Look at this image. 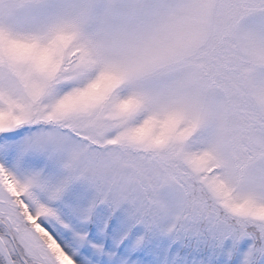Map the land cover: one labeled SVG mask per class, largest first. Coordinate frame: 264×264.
Listing matches in <instances>:
<instances>
[{
  "label": "rangeland",
  "instance_id": "obj_1",
  "mask_svg": "<svg viewBox=\"0 0 264 264\" xmlns=\"http://www.w3.org/2000/svg\"><path fill=\"white\" fill-rule=\"evenodd\" d=\"M13 133L0 201L33 225L77 185L170 224L264 219V0H0Z\"/></svg>",
  "mask_w": 264,
  "mask_h": 264
},
{
  "label": "snow or ice",
  "instance_id": "obj_2",
  "mask_svg": "<svg viewBox=\"0 0 264 264\" xmlns=\"http://www.w3.org/2000/svg\"><path fill=\"white\" fill-rule=\"evenodd\" d=\"M14 155L8 148L0 159L10 163ZM49 208L38 214L29 205L33 225L18 207L0 201V264H264V219L214 216L170 224L82 185Z\"/></svg>",
  "mask_w": 264,
  "mask_h": 264
},
{
  "label": "bare ground",
  "instance_id": "obj_3",
  "mask_svg": "<svg viewBox=\"0 0 264 264\" xmlns=\"http://www.w3.org/2000/svg\"><path fill=\"white\" fill-rule=\"evenodd\" d=\"M65 263L67 264V261Z\"/></svg>",
  "mask_w": 264,
  "mask_h": 264
}]
</instances>
